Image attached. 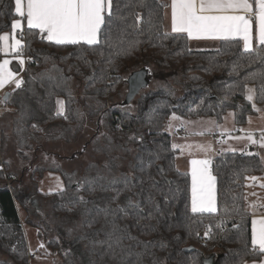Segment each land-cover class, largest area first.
<instances>
[{
	"label": "trees",
	"instance_id": "16d2710c",
	"mask_svg": "<svg viewBox=\"0 0 264 264\" xmlns=\"http://www.w3.org/2000/svg\"><path fill=\"white\" fill-rule=\"evenodd\" d=\"M167 4L112 0L94 45L56 44L39 30L23 29V55L33 63L25 85L10 90L7 102L2 97L8 108L0 113V264H31L24 225L37 229L43 252L61 264H205L211 255L215 264H243L261 258L251 243L245 202L248 177L264 172L260 155L214 157L217 210L193 213L191 176L177 165L167 127L173 115L222 122L228 111L238 128L244 126L257 112L253 105L264 104V46L246 52L241 40L231 39L215 49H193L187 35L166 32ZM17 17L15 0H0V34ZM142 67H155L158 82L150 76L152 87L132 105H121L128 75ZM13 68L21 70L17 63ZM250 85L253 101L246 99ZM90 120L103 128L92 140L103 161L89 162L81 173L46 151L36 162L39 146L76 142ZM47 173L59 174L64 187L43 192Z\"/></svg>",
	"mask_w": 264,
	"mask_h": 264
},
{
	"label": "snow or ice",
	"instance_id": "6c2138e0",
	"mask_svg": "<svg viewBox=\"0 0 264 264\" xmlns=\"http://www.w3.org/2000/svg\"><path fill=\"white\" fill-rule=\"evenodd\" d=\"M163 7L170 9L171 31L187 34L188 39L239 38L243 41L244 51L250 52L253 50L255 25V39L259 45L264 46V0H170ZM111 9L112 0H15V13L21 19L12 21L11 37L9 33L0 34V52L5 56L14 55L20 65L24 64L22 20H26L27 29L39 30L42 38L56 44H77L83 41L94 45L98 43V35L105 25L106 15H111ZM17 30H21L20 38L15 35ZM10 63L9 59L0 62V88L10 82L16 88L22 84V80L17 79L9 70ZM261 87L264 89V85ZM246 91V99L252 101L254 89L247 88ZM7 100L8 94H5L4 102ZM57 104L60 106L58 114H62L63 103L57 101ZM173 119L177 117L173 116ZM247 139L257 143L251 133ZM260 146L264 147V132L261 133ZM200 147L201 150H209ZM190 163L191 211L215 212L216 178L210 171L211 160L192 159ZM251 243L264 252V217L252 220Z\"/></svg>",
	"mask_w": 264,
	"mask_h": 264
},
{
	"label": "crops",
	"instance_id": "0c3cea01",
	"mask_svg": "<svg viewBox=\"0 0 264 264\" xmlns=\"http://www.w3.org/2000/svg\"><path fill=\"white\" fill-rule=\"evenodd\" d=\"M169 3L170 0H168V4ZM16 19H21V18L18 16ZM25 27H26V20H22V29H24ZM165 30L166 32L173 33L171 31L170 9L168 8H166L165 10ZM4 33H9L11 37L12 29L5 31L2 34ZM15 35L17 38H20L21 30H17ZM255 35L256 33H255V25H254L253 49L259 45L258 41L255 39ZM98 39H99V35H98ZM223 40L224 39H190V43L193 49L210 50V49L218 48L220 42ZM241 42L243 44L242 40ZM4 59H9L11 61V63L8 66L9 70L15 74L17 79H20L22 71L26 69L25 59L23 65H20L19 60L14 58V55L5 56L3 54V59L0 62H2ZM14 63L20 65L21 70L19 72H17L13 68ZM14 88H16L15 84L11 82L7 83L3 88H0V113L2 110L8 108L5 105V103L2 102V97L5 95L6 92H9ZM58 101H61L63 103V112H64L65 110L64 99L59 98ZM3 104L5 105V107H2ZM59 107L60 106L58 105V108ZM255 108L257 112L249 116L247 123L241 128H238L235 123V115L233 111H232L233 113H229L228 111L225 114L222 122H218L213 117L186 119L173 115L177 117V119H173V116H171L167 130L171 134L173 139V144L176 146L178 150L177 165L180 168V170L189 172L191 176L192 166L190 161L192 159H210L212 162V159L214 157L218 156L220 153L223 152H242L247 154L258 153L261 157V154L262 153L264 154V147H261L258 141L257 143L254 144L247 139L249 133L252 134V137L254 139V137L258 138L261 135V133L264 132V104L263 105L256 104ZM228 117L230 119H227ZM237 137H240V139H237ZM251 144H254L256 146L257 148L256 151L254 152L249 151V146ZM200 146H203L204 149H209V150L207 151L201 150ZM262 160L264 163L263 158ZM210 171L211 174L216 178V176L212 171V164H210ZM47 175L48 173L46 174V176ZM253 177H255L256 179L255 180L251 179ZM215 201H216V210H217V179L215 180ZM245 202L247 209L251 214V227H252L253 219H259L261 217H264V172L262 174L252 175L248 177L246 182V190H245ZM253 205H255V207H253ZM21 214H22V218H24L25 212L21 210ZM28 227H33V226L24 225L27 240H28V231H27ZM35 229L31 231V235L33 233L35 234L37 233L38 236V232ZM28 244H29V240H28ZM254 247L259 250L258 246H254ZM29 252L30 254H32V256L34 255V252L30 249V247H29ZM243 264H264V252H262V256L260 259L246 261Z\"/></svg>",
	"mask_w": 264,
	"mask_h": 264
},
{
	"label": "rangeland",
	"instance_id": "374dc122",
	"mask_svg": "<svg viewBox=\"0 0 264 264\" xmlns=\"http://www.w3.org/2000/svg\"><path fill=\"white\" fill-rule=\"evenodd\" d=\"M156 75L159 76L157 74L156 68L153 67L152 72L151 71L149 72V77L151 76L150 78L153 79L152 83L154 81L158 82L155 80L157 77ZM158 79H160V77H158ZM152 83H150L148 88H146L145 90L151 88ZM247 88L254 89V87L251 85L248 86ZM229 113H233V112L229 111ZM229 117L227 119H230ZM102 131H103V128L101 124L98 123L97 120H90V122L89 121L87 122L84 131L81 133V135L79 136L76 142H73L70 144H65L63 142H60V143L53 144V145L51 144V145L39 146L40 149H38L39 150L38 154L37 153L35 154L36 162L40 160H44L46 158V156H43L44 151H46L47 155H49L50 159H52L54 162L63 164V166L69 171L76 170L77 172L81 173L84 167L89 162L103 161V157L97 155L94 152L93 145H92V140L95 138L97 133H100ZM254 139L258 141V143H260L261 135L258 138L254 137ZM261 157L264 159L263 153L261 154ZM0 168H3V166H0ZM26 171L27 173H26L25 178L28 179L30 175L29 170L27 169ZM63 187H64L63 179L59 174H56V173H48L47 176L45 175L40 184V189L43 192H52V191L62 189ZM34 229H35L34 227H28V230H27L29 247L34 252V255L31 258V263L32 264H61L58 261H55V259L52 258L51 254H49L48 252H43L44 246H43L41 239L38 238L39 235L37 236V233L36 234L33 233L31 235V231H33Z\"/></svg>",
	"mask_w": 264,
	"mask_h": 264
},
{
	"label": "water",
	"instance_id": "95a60500",
	"mask_svg": "<svg viewBox=\"0 0 264 264\" xmlns=\"http://www.w3.org/2000/svg\"><path fill=\"white\" fill-rule=\"evenodd\" d=\"M127 89L125 93L124 100L121 102V105L127 106L132 104L136 98L146 89L151 83V80L149 78V71L147 68L142 67L140 69L132 71L127 79ZM5 94H8L9 92H6ZM5 95L3 96L4 99ZM194 250V247H187L185 248V251H192ZM215 255H211L209 257L204 258L205 264H215Z\"/></svg>",
	"mask_w": 264,
	"mask_h": 264
},
{
	"label": "built area",
	"instance_id": "2783aa9c",
	"mask_svg": "<svg viewBox=\"0 0 264 264\" xmlns=\"http://www.w3.org/2000/svg\"><path fill=\"white\" fill-rule=\"evenodd\" d=\"M44 35H45V34H44ZM23 57H24V59H25V61H26V68H27V65H28V64H32V63H33V59H29V58H27V57L24 56V55H23ZM25 70H26V69H24V70L22 71L21 76H20V80H22V84H21V85H25V79H24V72H25ZM2 107H5V105L3 104ZM256 150H257V148H256V146H255L254 144H251V145L249 146V151L254 152V151H256ZM15 179H16L15 177H12L11 180H9V183H10L12 180H15ZM202 244L205 245V241H203Z\"/></svg>",
	"mask_w": 264,
	"mask_h": 264
}]
</instances>
